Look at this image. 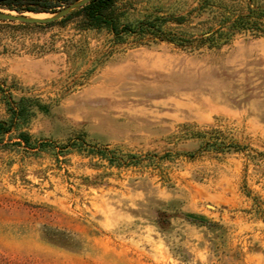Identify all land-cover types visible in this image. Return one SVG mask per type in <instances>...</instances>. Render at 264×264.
Here are the masks:
<instances>
[{
    "label": "rangeland",
    "instance_id": "obj_1",
    "mask_svg": "<svg viewBox=\"0 0 264 264\" xmlns=\"http://www.w3.org/2000/svg\"><path fill=\"white\" fill-rule=\"evenodd\" d=\"M131 3L190 41L0 17V264H264V36L202 41L249 0Z\"/></svg>",
    "mask_w": 264,
    "mask_h": 264
},
{
    "label": "trees",
    "instance_id": "obj_2",
    "mask_svg": "<svg viewBox=\"0 0 264 264\" xmlns=\"http://www.w3.org/2000/svg\"><path fill=\"white\" fill-rule=\"evenodd\" d=\"M14 1V2H13ZM0 0V7L22 12L20 3L17 0ZM27 8L25 10L33 13H55L60 11L77 0H26ZM129 1V4L127 3ZM133 7L131 0H90L84 5L73 9L71 12L62 18L40 24H59L66 26L69 23L74 24V27L80 31L87 29L106 30L111 33L115 40L123 39V36L128 33H136L141 38L150 36L153 40H166L176 45L185 46L190 41L184 35L179 33L167 32L162 28V25L168 20L162 16H154L152 20L139 21L136 27H131L128 24L121 22L126 16L130 8ZM218 19V28L202 39L203 44L208 46H218L228 42L237 32H249L253 36H264V8L260 5H255L249 0L246 14L234 15V13L220 12L215 16ZM4 20V19H3ZM177 23H182V17L174 18ZM27 25L31 23H25ZM20 139L24 142L29 141V136L20 132ZM72 145H78L80 148L84 145L83 142L73 141ZM89 152V151H88ZM101 159L108 161L110 165L122 166L131 162L123 156H119L115 151L106 147L96 148L90 151Z\"/></svg>",
    "mask_w": 264,
    "mask_h": 264
},
{
    "label": "water",
    "instance_id": "obj_3",
    "mask_svg": "<svg viewBox=\"0 0 264 264\" xmlns=\"http://www.w3.org/2000/svg\"><path fill=\"white\" fill-rule=\"evenodd\" d=\"M89 1L90 0H77L60 11H57L55 13H45L49 15L46 17H25L12 13H1V12H0V17L4 20H11V21L16 20L24 23H46L62 18L63 16L71 12L73 9L78 8L79 6L84 5Z\"/></svg>",
    "mask_w": 264,
    "mask_h": 264
}]
</instances>
